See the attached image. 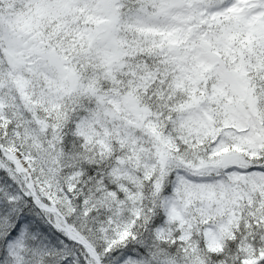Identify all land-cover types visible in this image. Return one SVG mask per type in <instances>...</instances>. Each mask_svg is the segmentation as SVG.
I'll list each match as a JSON object with an SVG mask.
<instances>
[{"label": "snow or ice", "instance_id": "6c2138e0", "mask_svg": "<svg viewBox=\"0 0 264 264\" xmlns=\"http://www.w3.org/2000/svg\"><path fill=\"white\" fill-rule=\"evenodd\" d=\"M0 264H264V0H0Z\"/></svg>", "mask_w": 264, "mask_h": 264}]
</instances>
